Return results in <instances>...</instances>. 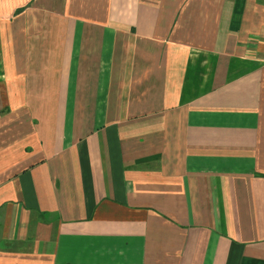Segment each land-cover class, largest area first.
Listing matches in <instances>:
<instances>
[{
    "label": "crops",
    "instance_id": "obj_1",
    "mask_svg": "<svg viewBox=\"0 0 264 264\" xmlns=\"http://www.w3.org/2000/svg\"><path fill=\"white\" fill-rule=\"evenodd\" d=\"M0 264H264V0H0Z\"/></svg>",
    "mask_w": 264,
    "mask_h": 264
}]
</instances>
